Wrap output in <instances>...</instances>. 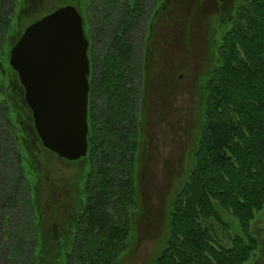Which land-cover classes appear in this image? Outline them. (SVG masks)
<instances>
[{
	"label": "trees",
	"instance_id": "1",
	"mask_svg": "<svg viewBox=\"0 0 264 264\" xmlns=\"http://www.w3.org/2000/svg\"><path fill=\"white\" fill-rule=\"evenodd\" d=\"M136 1L141 15L149 0ZM22 4L0 0L1 42L11 40V29H20L14 40L23 30ZM117 4L83 0L84 22L91 30L95 22L104 40L106 77L110 71L126 75L132 53L117 64L109 57L107 42L124 16V11L111 15ZM148 14H142L145 34ZM131 17L130 12V22ZM225 26L216 45L218 63L204 81L193 166L171 200L169 234L153 264H248L259 246L250 228L264 210V0L240 2ZM89 33L92 78L97 50ZM137 103L130 96L120 112L90 109L88 153L73 161L81 164V200L65 218L52 211V222H38L34 202L27 200L23 184L14 182V244L5 242L8 251L0 264H118L139 207ZM235 221L240 230L231 233Z\"/></svg>",
	"mask_w": 264,
	"mask_h": 264
},
{
	"label": "rangeland",
	"instance_id": "2",
	"mask_svg": "<svg viewBox=\"0 0 264 264\" xmlns=\"http://www.w3.org/2000/svg\"><path fill=\"white\" fill-rule=\"evenodd\" d=\"M38 1L28 4V13L43 8L34 17L75 4V0ZM242 1L147 2L145 11L151 16L148 14L146 19V90L137 171L139 207L134 231L118 264H153L165 245L171 200L193 166L192 154L202 126L204 81L218 63L216 45L226 29L227 16ZM29 15L22 17V28L34 19ZM19 30L11 29L8 35ZM7 42L0 41L2 61L7 56ZM24 154L27 155V149ZM47 173L51 195L61 201L62 211H71L72 196L80 194V163L61 161L50 154ZM230 223L234 226L231 233L240 230L237 221ZM250 229L259 246L248 264H264V210L257 214Z\"/></svg>",
	"mask_w": 264,
	"mask_h": 264
},
{
	"label": "flooded vegetation",
	"instance_id": "3",
	"mask_svg": "<svg viewBox=\"0 0 264 264\" xmlns=\"http://www.w3.org/2000/svg\"><path fill=\"white\" fill-rule=\"evenodd\" d=\"M22 2L23 4L20 6L19 11L20 17L25 16V14H30L28 18L34 17L43 9L40 6L34 12L28 13L30 6L28 4L30 2H36L37 4L40 1L22 0ZM117 2L116 8L111 9V15H115V11L116 15L124 11V16L121 21L116 22L113 26L111 39L107 42V49L110 48L109 57L116 64L117 61H120L119 57L121 55L132 50V53L127 55L128 58L126 59L128 61V64H126V75H121V70L120 73H112L110 71L107 77L103 75L101 67L104 63L102 61L106 52L99 26L94 22V28L92 27L93 30H91L89 24L84 22L86 36L90 32V37L94 39L95 49L97 50L94 66L96 74L92 75V78L89 77L88 122L90 109L103 108L104 111L111 113L120 112L123 106L129 104L131 96L138 101L137 105L140 113L139 128L141 130V115L146 90L147 50L146 34L144 33L145 24L142 16L145 11L142 10L140 15L139 8L141 4H137L136 0H117ZM72 5L77 7L82 17H86L83 0H75V4ZM59 7L34 17L29 24ZM83 8L85 11H83ZM130 12L132 13V22L127 18ZM12 16L14 17V11ZM29 24L19 32L15 40L14 33L12 34L11 40L7 42V45L10 46L9 55L5 59L7 61L0 60V255L8 251L6 249L7 245L4 246L8 239L14 244V195L16 192L14 182H21L27 200L34 202L38 222H52V211L56 213L60 220L65 218V213H67L68 209L66 212L62 211L63 205L61 201L51 195L50 181L47 176L49 155L52 154L58 160L69 163H79L73 161L82 158L68 160L44 146L36 129L33 110L27 102L25 86L21 82L18 72L10 64L11 49ZM130 24L133 27H130ZM26 149L27 155L24 154ZM29 167L32 169L30 170ZM14 168L18 169L17 173H14ZM79 193L77 197L76 195L72 196L73 202L71 201L72 204L70 203L72 209L75 207L77 200H81L80 190Z\"/></svg>",
	"mask_w": 264,
	"mask_h": 264
},
{
	"label": "water",
	"instance_id": "4",
	"mask_svg": "<svg viewBox=\"0 0 264 264\" xmlns=\"http://www.w3.org/2000/svg\"><path fill=\"white\" fill-rule=\"evenodd\" d=\"M88 50L83 17L67 4L30 23L10 52L44 146L68 160L89 148Z\"/></svg>",
	"mask_w": 264,
	"mask_h": 264
}]
</instances>
